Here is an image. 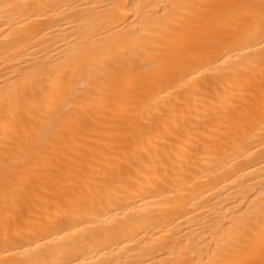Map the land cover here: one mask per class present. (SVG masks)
Returning a JSON list of instances; mask_svg holds the SVG:
<instances>
[{"label":"bare ground","instance_id":"obj_1","mask_svg":"<svg viewBox=\"0 0 264 264\" xmlns=\"http://www.w3.org/2000/svg\"><path fill=\"white\" fill-rule=\"evenodd\" d=\"M0 264H264V0H0Z\"/></svg>","mask_w":264,"mask_h":264}]
</instances>
